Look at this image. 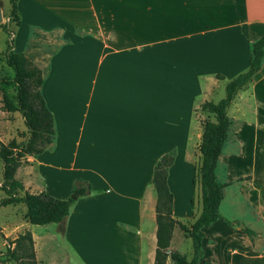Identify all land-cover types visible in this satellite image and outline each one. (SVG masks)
<instances>
[{
    "label": "crops",
    "instance_id": "1",
    "mask_svg": "<svg viewBox=\"0 0 264 264\" xmlns=\"http://www.w3.org/2000/svg\"><path fill=\"white\" fill-rule=\"evenodd\" d=\"M16 6L20 25L12 33L14 52L27 57L33 29L58 33L63 41L45 63L32 61L41 71L40 93L53 118L54 136L40 155L26 156L16 170L15 179L20 170L25 179L34 172L37 175L28 183L19 181L21 195L44 192L65 200L79 183L89 187L87 194L72 202L62 222L23 226L31 234L36 263L44 261L39 254H53L64 245L78 264H86L79 251L88 246L119 249L114 258L119 264H153L157 228L154 167L161 157L173 153L166 177L172 195L171 217L179 221L187 216L192 222L200 212H194L190 202L191 195L197 192L198 198L200 192V106L213 97L218 81L232 79L228 72L234 67L237 74L247 69L250 45L264 36V17L250 10L248 0H17ZM0 10L8 8L0 6ZM239 31L246 48L241 50V61H236L233 52L227 58V52L217 46L232 42L234 32ZM16 34L22 41L20 51L15 50ZM209 41L213 47H203ZM240 92L250 116L242 120L245 143L232 151L228 164L243 150L247 156L242 160L251 166L239 177L241 181L220 182L231 183L226 188L237 186L264 227V165L260 161L264 59ZM16 116L22 120L18 113L0 109L1 143L7 142L3 133ZM24 132L25 128L17 135ZM221 156L222 152L217 167L223 162ZM172 173L181 180L178 193L187 205L183 214L176 212ZM32 226L40 231L38 235L31 233ZM177 229L172 231L169 250ZM218 231L242 241L245 252L251 254L246 235L217 220L202 229L199 264H211L205 248L215 243L213 235ZM127 247L132 258L122 252ZM237 256L245 257L243 253ZM252 256L263 259L264 252ZM165 264L172 263L166 259Z\"/></svg>",
    "mask_w": 264,
    "mask_h": 264
},
{
    "label": "trees",
    "instance_id": "2",
    "mask_svg": "<svg viewBox=\"0 0 264 264\" xmlns=\"http://www.w3.org/2000/svg\"><path fill=\"white\" fill-rule=\"evenodd\" d=\"M17 0H8L9 23L15 28L20 25L16 6ZM2 31L8 35L7 25H1ZM3 63L13 74L12 82L15 93L12 98L2 95L0 109L7 113H18L25 128V137L12 138L6 143L0 142V161L2 162V181L0 189L5 197L0 201V207L22 203L25 206L24 221L31 225L42 226L60 223L68 215L72 202L87 194L88 185L79 183L70 197L65 200L53 198L44 192L32 194L23 192L22 184L15 179L16 170L26 162V156L40 155L52 142L54 136L53 118L40 93L42 83L41 71L22 53L12 50V42L5 41V50L0 53ZM264 59V36L256 39L249 50L247 69L230 79L224 86V96L217 102L207 101L201 104L200 111L211 116L212 120H204L201 124L202 133L198 147L200 165L197 177L200 186L201 208L197 217L190 224H183L171 217L172 195L166 184L167 169L173 161V153L161 157L153 171V184L157 194L156 214V248L153 264H165L169 259L172 264H199L202 256L201 241L204 237L203 228L209 227L217 220L227 226H237L235 220L221 217L219 206L223 199V191L231 183L220 182L216 176L218 158L223 145L229 138L231 120L227 116V109L237 92L247 86L256 74ZM221 79L220 75H217ZM3 79H0L2 82ZM238 178L236 181H241ZM177 227L183 236L191 241L192 256L187 259L175 250L169 249L171 235ZM242 232L249 244L254 247L257 233L245 227ZM1 234V232H0ZM7 242L4 252H0V264L6 261L16 263L26 259L24 264H37L33 247V240L29 231H24L12 241ZM13 244V247H10Z\"/></svg>",
    "mask_w": 264,
    "mask_h": 264
},
{
    "label": "rangeland",
    "instance_id": "3",
    "mask_svg": "<svg viewBox=\"0 0 264 264\" xmlns=\"http://www.w3.org/2000/svg\"><path fill=\"white\" fill-rule=\"evenodd\" d=\"M211 4V3H210ZM8 0H0V6L3 8V10L9 9L8 6ZM248 5L250 7V10L257 14L258 16L264 17V0H248ZM209 6V5H208ZM1 11V10H0ZM6 12L1 11V21H0V53H3L5 50V41L9 39L11 42L13 41V35L14 33V26L9 23V18L7 17ZM1 25H7V29L10 31L8 35H6L2 29ZM241 31L234 32L235 39L231 42L230 40L227 42H219L217 49L219 51L227 52V58H229L230 53L233 52L235 55L236 61H241V50L245 49V42L243 37L241 36ZM211 39L210 41H212ZM209 41L208 45H204L203 47H209L212 48L213 44ZM62 39L59 36L58 33H44L39 30L33 29L30 32L29 37V44H28V52H27V58L32 61L37 59L42 64L46 62L47 57L54 52V50L57 48L59 44H61ZM211 43V44H210ZM22 41L21 38H19L18 34H16L15 38V50L20 51L22 50ZM33 64V63H32ZM34 66V64H33ZM237 67H234L233 70L229 71L228 74H233L231 78L238 75L236 72ZM236 74V75H235ZM12 71L5 66L3 63V56L0 54V79H3L2 82H0V100L2 95H6L10 98L14 96L15 93V85L12 82ZM230 78H225L222 81H218L217 85L215 86L213 90V97L210 98L209 101L217 102L224 96V86L227 81H229ZM242 92L237 94L233 101L231 102L230 106L227 109V116L232 119L231 120V126H230V133L229 138L223 145L222 149V156L221 160L223 162H220V166L217 167V178L219 181L223 180H235L239 177L243 178V175L247 173V171L250 169V164H246L243 162L242 158L246 155L243 150L241 151V154L236 157L234 160L230 161V165L228 164V159L231 157V154L237 149V147L240 145L242 146V141L244 145V139H243V130L241 128L242 126V120H247V118L250 116V113L248 112V107L243 106V103L241 101ZM200 125L204 120L210 119L212 120L211 116H208L207 114L203 113L202 116H199ZM12 126L5 130V133H3V139L8 142V139L12 136H17L16 139H20L22 137H25V132L20 137L17 133L19 131L24 130V125L22 120H20L19 116H16L15 119H12ZM202 129V127H201ZM242 130V131H241ZM236 132H238L239 141L236 136ZM10 140V139H9ZM241 140V141H240ZM238 143V144H237ZM233 151V152H232ZM261 154V160L264 165V149L260 153ZM224 163L228 164L225 165ZM225 167H226V175H225ZM2 162L0 161V182L2 181ZM176 173H172L171 176V185L173 186V190H175V208L177 214H183L184 210L187 212V205L186 203H182V198L179 196L178 189L181 187V180L176 179ZM36 173L34 172L30 179H25L22 176V170L16 174V179L18 181L23 180H32L36 179ZM48 176V173H47ZM227 176V177H226ZM23 178V179H22ZM28 183V182H26ZM177 188V189H176ZM199 196L197 198V192L196 195H191V201H193L192 206H194V212H199L201 208V202H200V192ZM21 194V193H20ZM223 200L220 206V213L223 217L226 219L231 218V220H235L238 225L236 226L239 230L242 231L241 226L248 227L250 229H253L257 236L254 239L255 246L252 247L251 245V254H248L245 252L244 244L242 241L228 235L227 233L223 231H218L216 234L213 235V238L215 239V243H209L208 248H205V253L208 254L210 257L211 264H231V261L234 260L235 264H264V258L263 259H257L256 257L252 256V254L256 253H262L264 252V227L260 224V222L256 219L254 216L253 211L250 209L249 205L242 194V192L237 191V186L233 184V186H230L229 188L224 189L223 191ZM5 197L4 192L0 189V201ZM192 209L191 205L189 208V211ZM184 212V213H186ZM25 213V206L20 204H14V205H6L0 207V252H4L6 247H8L7 242L3 240L4 235H7V240L12 241L15 239L18 235L22 234L25 231L26 227H23L24 225L30 226V224H27L24 222L23 215ZM191 217H182L179 218V222L183 224H190ZM230 220V219H229ZM32 226L30 231L31 233H34L35 235H38L40 233L39 230L34 229ZM29 230V229H28ZM60 242H62V239H58ZM58 248L59 251L51 254L50 252H45L44 254L40 255L39 258H43L44 261H41L39 264H78L76 261L75 256L73 255L72 251L68 249V247L64 245H59ZM13 247V244L10 246ZM172 250L177 251L178 253L184 255L187 259H190L192 256V248H191V241L188 237L183 236L181 231L179 229L176 230L173 242H172ZM236 250L237 253L235 255H231L229 252L231 250ZM67 252V255H64L62 252ZM126 252L129 254V257L132 258V251L129 247L122 250V252ZM82 254V258L84 259L86 264H119L118 260L115 261L114 258L117 255L120 254V250L113 247H85L80 249L79 251ZM246 257L239 259L237 254H241ZM122 254V253H121ZM112 259V260H110ZM27 260L23 259L21 262H14V261H6V264H24Z\"/></svg>",
    "mask_w": 264,
    "mask_h": 264
},
{
    "label": "water",
    "instance_id": "4",
    "mask_svg": "<svg viewBox=\"0 0 264 264\" xmlns=\"http://www.w3.org/2000/svg\"><path fill=\"white\" fill-rule=\"evenodd\" d=\"M0 21H1V11H0ZM240 229H242V230H243V229H244V227H243V226H241V228H240ZM168 252H169V249H167V250H166V253H168Z\"/></svg>",
    "mask_w": 264,
    "mask_h": 264
}]
</instances>
